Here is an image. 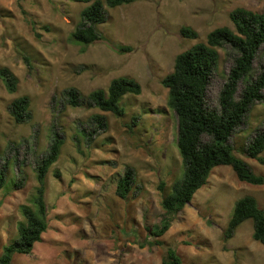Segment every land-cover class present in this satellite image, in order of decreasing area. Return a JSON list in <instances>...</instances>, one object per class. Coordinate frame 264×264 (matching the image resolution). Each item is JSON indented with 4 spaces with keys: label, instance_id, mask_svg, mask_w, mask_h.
<instances>
[{
    "label": "rangeland",
    "instance_id": "1",
    "mask_svg": "<svg viewBox=\"0 0 264 264\" xmlns=\"http://www.w3.org/2000/svg\"><path fill=\"white\" fill-rule=\"evenodd\" d=\"M85 6L67 0H0V67L18 79L15 93H8L0 80V161L7 164L0 191V255L16 238L23 221L20 207L35 193V163L49 146L56 119L64 144L45 179L48 228L29 255L15 254L10 264H161L165 247L176 251L181 264H264V245L252 239L251 220L229 240L222 239L238 199L250 195L264 209V183L239 182L228 166L211 171L162 236L147 230L165 218L161 201L182 174L177 121L161 80L172 72L178 54L204 42L216 28L232 29V10L262 12L264 0H135L108 8L107 23L98 27L103 40L89 46L69 40ZM181 27L194 30L197 39L182 37ZM114 44L132 51L120 53ZM263 62L264 46L254 61V76ZM231 66V57L219 50L206 95L210 108L217 106ZM122 76L141 86L139 95L121 100L122 117L95 108L66 106L61 111L64 90L87 95ZM242 88L240 84L238 95ZM22 96L30 100L32 120L16 124L7 106ZM93 114L106 116L108 129L78 149L72 139L75 125ZM262 125L264 103L253 106L230 142L235 155L264 177V165L241 152ZM127 168L134 171L135 184L120 199L116 184ZM20 180L22 186L15 188ZM154 241L162 246L152 245Z\"/></svg>",
    "mask_w": 264,
    "mask_h": 264
},
{
    "label": "trees",
    "instance_id": "2",
    "mask_svg": "<svg viewBox=\"0 0 264 264\" xmlns=\"http://www.w3.org/2000/svg\"><path fill=\"white\" fill-rule=\"evenodd\" d=\"M82 3L86 6L80 11V19L69 34L70 42L89 46L102 41L98 27L108 21V8L133 3L135 0H67ZM232 29L226 26L209 32L204 42H198L178 54L174 59L172 72L161 80L167 89V106L174 113L177 121L176 146L181 160L182 174L176 179L169 192L161 201L165 214L159 226L148 230L154 237L162 236L170 227L173 217L190 203L194 194L206 184L211 171L218 166L232 169L239 182L253 186H261L264 177L255 174L249 165L235 155L231 137L245 123L251 109L256 104L264 103V62L258 73L253 75V64L260 49L264 46V10L254 12L244 8H236L228 14ZM180 35L187 39H197V33L181 27ZM116 51L127 53L132 51L128 46L114 44ZM219 50H225L232 59V66L223 83L217 98V106L207 105L208 86L219 63ZM0 80L8 93L17 91L18 79L6 67H0ZM243 88L239 95L238 87ZM140 84L133 78L122 76L112 79L106 89H95L87 95L75 88L62 92L63 111L71 108L98 109L109 112L116 117L124 115L120 105L126 95H139ZM7 111L16 124L28 123L32 120L30 100L27 96L12 100ZM59 111V112H61ZM108 129L106 116L93 114L86 123L75 125L72 139L76 148L82 142L91 145L94 138ZM64 144L62 131L58 122L50 129L49 146L37 159L34 167L37 187L29 204L20 207L23 221L18 223L16 238L3 246L0 264H10L13 255H29L34 245L41 241L42 234L48 228L47 208L44 202L45 179L50 167L58 160ZM264 125L258 127L249 137L242 155L264 165ZM7 164L0 161V191L6 183ZM58 177V173H56ZM22 180L15 188L22 186ZM135 184V174L130 168L117 180L115 194L126 199ZM160 184L159 190L163 191ZM1 205V201H0ZM251 220L252 239L264 245V209L260 208L256 199L246 195L238 199L231 217L222 232L224 241L233 237L235 230L243 222ZM152 245L162 246L159 241ZM161 264H181L180 257L171 247H165Z\"/></svg>",
    "mask_w": 264,
    "mask_h": 264
}]
</instances>
